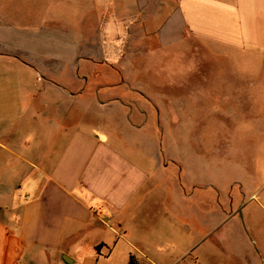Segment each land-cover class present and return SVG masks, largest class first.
<instances>
[{
	"label": "crops",
	"instance_id": "1",
	"mask_svg": "<svg viewBox=\"0 0 264 264\" xmlns=\"http://www.w3.org/2000/svg\"><path fill=\"white\" fill-rule=\"evenodd\" d=\"M21 1L23 13L14 14L22 17L15 23L0 11V65L6 68L0 75L11 72L2 84L6 88L1 89L0 82V264H63V256L73 264H114L113 256L124 241H130L125 264L130 258L134 264H161L149 248L161 240L169 241L163 255H173L168 264H202L201 251L209 244L218 252L211 253L218 261L239 257L225 250L219 234L225 218L222 191L197 185L206 153L195 154V167L200 170L197 175L195 169L193 176V168L181 159L161 160L158 138H142L151 148L144 158L135 160L127 153L137 152L128 147L135 144L133 140L124 142L125 151L116 147L115 137L100 125L68 127L63 80L68 66L72 81L87 84L83 92H115L137 69V92H148L146 70L135 63L151 61L162 53L192 54L193 43L207 51L216 47L251 53L264 63V0ZM65 32L102 33V58L89 52L65 57ZM133 32L140 38L135 46L137 58L127 51L117 56L124 42L118 44L113 34ZM117 62L121 76L115 84L98 69ZM133 64L135 69L130 67ZM46 65L54 67H41ZM33 72L36 80L47 82L42 91L32 88ZM260 75L261 71L251 77V92H264ZM115 101L112 96L104 102L94 98L100 108ZM122 119L134 127L129 116ZM140 119L133 118L135 123ZM170 164L176 169L172 174L167 170ZM186 169L189 180L183 185L180 177ZM164 175L168 176L165 182ZM257 176L252 167L251 178ZM251 186L253 192L264 193V179ZM207 189L214 191L213 196L203 194ZM254 205L252 228L255 209L264 213V201ZM201 228L198 239L179 250L176 240ZM100 232L109 241L93 244L88 257L78 255L81 245ZM129 235L138 239L130 240ZM257 235L251 231L253 246L259 244Z\"/></svg>",
	"mask_w": 264,
	"mask_h": 264
},
{
	"label": "rangeland",
	"instance_id": "2",
	"mask_svg": "<svg viewBox=\"0 0 264 264\" xmlns=\"http://www.w3.org/2000/svg\"><path fill=\"white\" fill-rule=\"evenodd\" d=\"M23 4L20 0H0V11L5 13L6 19L15 23L22 16L16 18L14 11L23 13ZM113 35L119 38L118 44L121 45L120 40L124 42L122 48L117 49V56L127 51L132 54L133 59L137 58L135 46L140 38L136 33ZM63 39L65 57L86 55L88 52L98 53L101 58L103 56L102 33L65 32ZM127 46L130 47L128 50L125 48ZM191 48L192 54L174 56L171 53H162L145 63L133 62L137 64V68L140 66L146 70L145 87L148 92H137L139 85L134 64L130 67L135 70L124 78L125 82L115 92H83L87 89V84L83 81H72L70 70L65 66L64 104L65 111L68 109V112H65V125H100L115 137L117 148L125 151H128L130 146L137 148L136 153H131L130 150L127 152L130 157L131 154L135 156L132 157L135 160L144 158L145 151L151 148L142 138H158L161 143V160L168 163L170 158L181 159L189 168H193V176L196 169V161L193 160L195 154L206 153V158L202 157L201 183L197 185L202 188L213 186L222 191L225 218L219 234L223 236L222 245L225 250L238 254L239 257L227 256L218 261V258L212 257L214 249L209 244L201 251L202 264H264V213L258 208L254 212V228L251 226V207L255 208L254 204L259 205L264 201V193L251 190L252 183L257 184L264 179V92H251V77L256 78V73L261 71L259 78L264 88V70H260L264 63L259 58L251 57V53L216 47H210L207 51L195 43ZM118 63L120 62L107 63V67H100L98 72L117 84L121 76ZM41 67L52 69L54 66ZM72 67L74 66H69L70 69ZM84 68L86 71L88 66ZM4 69V65H0V70ZM187 69H190V72H187ZM10 73L4 72L0 75L1 89L6 88L2 84L8 82L9 77L6 78V75ZM91 73L93 72L90 68ZM37 80L33 72V90L42 91L47 87L45 80ZM16 81H11L10 86ZM71 94L73 98L70 97ZM111 96L117 101L105 104L103 108L94 104V98L104 102L105 98ZM125 115L129 116V123L135 128L124 122L122 118ZM134 117H141L139 123L134 122ZM86 119L91 123L84 122ZM131 140L134 141V146L127 147L124 142ZM197 165L199 166V161ZM252 167L259 175L256 179L251 178ZM167 170L172 174V170L176 169L170 164ZM196 170L199 175L200 169ZM22 179L24 181L25 176ZM167 179L168 176H165L164 182ZM180 179L183 185H187L188 169L183 171ZM213 192L207 189L203 194L210 197ZM187 226L191 229L190 224ZM252 230L256 231L259 237L257 246L251 245ZM202 232L201 228L185 239L176 240L180 245L179 250L184 244L196 241L198 233ZM105 235L106 233L100 232L85 241L78 255H92L93 244L101 240L109 241ZM129 236L130 240L138 239L137 236ZM129 242L124 241L118 246L116 255L113 256L114 264H125L130 250ZM167 243L168 240H161L151 243L149 247L151 255L161 264H168L173 256H163L168 250L165 249Z\"/></svg>",
	"mask_w": 264,
	"mask_h": 264
},
{
	"label": "water",
	"instance_id": "3",
	"mask_svg": "<svg viewBox=\"0 0 264 264\" xmlns=\"http://www.w3.org/2000/svg\"><path fill=\"white\" fill-rule=\"evenodd\" d=\"M62 260H63V264H73V261L67 258L66 256H63Z\"/></svg>",
	"mask_w": 264,
	"mask_h": 264
},
{
	"label": "trees",
	"instance_id": "4",
	"mask_svg": "<svg viewBox=\"0 0 264 264\" xmlns=\"http://www.w3.org/2000/svg\"><path fill=\"white\" fill-rule=\"evenodd\" d=\"M100 247H102V245H99V246H97V250H98V249H100ZM129 264H134V262H133V259H132V258H130V260H129Z\"/></svg>",
	"mask_w": 264,
	"mask_h": 264
}]
</instances>
